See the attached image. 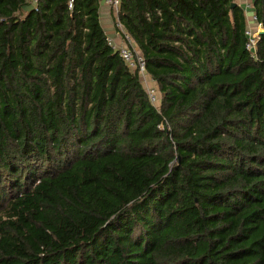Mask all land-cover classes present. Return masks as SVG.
Instances as JSON below:
<instances>
[{
  "label": "trees",
  "instance_id": "obj_1",
  "mask_svg": "<svg viewBox=\"0 0 264 264\" xmlns=\"http://www.w3.org/2000/svg\"><path fill=\"white\" fill-rule=\"evenodd\" d=\"M0 0V264H264L263 33L235 0Z\"/></svg>",
  "mask_w": 264,
  "mask_h": 264
},
{
  "label": "built area",
  "instance_id": "obj_2",
  "mask_svg": "<svg viewBox=\"0 0 264 264\" xmlns=\"http://www.w3.org/2000/svg\"><path fill=\"white\" fill-rule=\"evenodd\" d=\"M33 2L35 4L36 0H33ZM235 2V4H238L243 10L246 20V50L253 56L255 54L259 33L263 31L261 24L257 22L254 10V0H235ZM120 3L121 0L102 1V6H105L109 10L111 18L110 25L104 27L107 43L119 53V56L130 70L138 71L139 81L143 84L150 102L155 106L159 101V96L156 89L146 78L147 75L144 68L143 57L139 50L130 41L129 37L125 34V31L118 20Z\"/></svg>",
  "mask_w": 264,
  "mask_h": 264
},
{
  "label": "crops",
  "instance_id": "obj_3",
  "mask_svg": "<svg viewBox=\"0 0 264 264\" xmlns=\"http://www.w3.org/2000/svg\"><path fill=\"white\" fill-rule=\"evenodd\" d=\"M110 21H111V18H110V15H104L103 18H100V23L102 25V27H107L109 26L110 24Z\"/></svg>",
  "mask_w": 264,
  "mask_h": 264
},
{
  "label": "rangeland",
  "instance_id": "obj_4",
  "mask_svg": "<svg viewBox=\"0 0 264 264\" xmlns=\"http://www.w3.org/2000/svg\"><path fill=\"white\" fill-rule=\"evenodd\" d=\"M31 4H34L33 0H31ZM110 15L109 10L105 6H101L100 8V18H103L104 15ZM111 22V21H110ZM110 24V23H109Z\"/></svg>",
  "mask_w": 264,
  "mask_h": 264
},
{
  "label": "water",
  "instance_id": "obj_5",
  "mask_svg": "<svg viewBox=\"0 0 264 264\" xmlns=\"http://www.w3.org/2000/svg\"><path fill=\"white\" fill-rule=\"evenodd\" d=\"M236 4L235 3H233V5L232 6H235ZM263 33V31H261L260 33H259V36L261 35Z\"/></svg>",
  "mask_w": 264,
  "mask_h": 264
}]
</instances>
